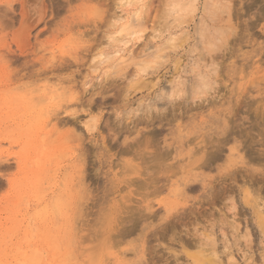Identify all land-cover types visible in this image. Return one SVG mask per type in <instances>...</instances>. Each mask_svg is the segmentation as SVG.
<instances>
[{"label": "rangeland", "instance_id": "374dc122", "mask_svg": "<svg viewBox=\"0 0 264 264\" xmlns=\"http://www.w3.org/2000/svg\"><path fill=\"white\" fill-rule=\"evenodd\" d=\"M125 1L0 0V264H264V0Z\"/></svg>", "mask_w": 264, "mask_h": 264}, {"label": "bare ground", "instance_id": "6f19581e", "mask_svg": "<svg viewBox=\"0 0 264 264\" xmlns=\"http://www.w3.org/2000/svg\"><path fill=\"white\" fill-rule=\"evenodd\" d=\"M137 1V3H141V2H143V0H126L125 1V3H123L124 5H132V4H134L133 2H136ZM173 1V0H172ZM176 1H178V0H175V2ZM182 2V1H181ZM186 2V1H185ZM184 2V3H185ZM205 2V1H204ZM223 2H226V0H223ZM190 3V2H189ZM193 3H194V1H193ZM228 3V2H227ZM181 4V3H180ZM183 4V3H182ZM229 4H230V2H229ZM170 5V4H169ZM186 5H187V3H186ZM191 5H193V4H191ZM144 6V5H143ZM147 6V5H146ZM203 6V5H202ZM232 6V5H231ZM175 7V6H174ZM177 7H179V8H177ZM182 7H185V6H183L182 5ZM189 7H190V4H189ZM192 7H195V6H192ZM192 7H190V8H192ZM168 8V7H167ZM166 8V9H167ZM172 8V7H171ZM180 8H181V6H176L175 7V9L174 10H176V12L174 11V10H171V11H174L175 13H177V11H178V14L179 13H183V11H185L186 12V10H185V8H187V7H185L184 8V10L181 8V10H183L182 12L180 11ZM231 8V7H230ZM230 8L228 7V6H226L225 4H223L222 3V0H207V2H206V4H205V10H203L204 9V7H202V10L204 11V12H206V15H205V17H203L202 19H201V21H200V24H201V27L202 28H204L203 30L205 31V32H207L206 34H207V37H208V41L206 40L205 42L206 43H204V40H202V41H200V42H203V44H206L207 45V47H210L211 49L212 48H215L216 46H219L220 47V43H225L226 44V42H227V37L230 35L229 34V32H230V30L232 31V27H231V25H230V23L232 22L231 20H232V18H231V15H230ZM145 9V8H144ZM148 9V8H147ZM170 9V8H169ZM168 9V10H169ZM193 9V8H192ZM188 11V10H187ZM194 11V10H193ZM193 11H191V12H193ZM196 11V10H195ZM199 11V10H198ZM227 16H226V15ZM122 20V19H121ZM199 20V19H198ZM198 22V21H197ZM199 25V24H198ZM197 25V26H198ZM200 26V25H199ZM198 26V27H199ZM177 28H178V26H176ZM198 27H196L195 26V29L196 28H198ZM181 28V27H180ZM169 29H171V28H169ZM168 29V30H169ZM174 29V28H173ZM200 29V28H199ZM199 29H197L198 31H200ZM172 30V29H171ZM176 30V29H175ZM177 30H179V28L177 29ZM179 31H181V30H179ZM170 32V31H169ZM196 32V31H195ZM202 32V31H201ZM201 32H200V36H201ZM165 33V32H164ZM178 33V32H177ZM197 33V32H196ZM204 33V32H203ZM180 34V33H179ZM198 35H199V33H198ZM155 36V35H154ZM177 36L178 35H172L171 36V38L169 39V40H171V42H173V41H175L176 40V38H177ZM206 36V35H205ZM204 36V37H205ZM161 37V36H160ZM163 37V36H162ZM168 37V36H167ZM117 39V41H115V42H117L118 43V45H116L115 47H116V50L114 51V54H112V55H118V54H120L121 52H122V48L123 47H120V45L119 44H121V45H126V43H122V42H125V39L124 38H121V39H119L118 40V38H116ZM157 39H159V37L157 38ZM205 39V38H204ZM171 42L170 43H168V42H166L165 41V43L166 44H171ZM177 42V40L175 41V43ZM129 43V42H128ZM202 44V43H201ZM202 44V45H203ZM129 45V44H128ZM171 46H173V44L171 45ZM206 47V48H207ZM163 48V47H162ZM175 48H176V45H175ZM200 49V48H199ZM204 49V48H203ZM211 49H209L210 51H211ZM164 50V49H163ZM162 50V51H163ZM201 50V49H200ZM157 51H159V50H157ZM156 51V52H157ZM188 51V50H187ZM193 51V50H192ZM161 52V51H160ZM159 52V53H160ZM195 52V51H194ZM176 54V53H175ZM190 54H192V53H190ZM194 54V53H193ZM197 54V53H196ZM206 54H208V53H206ZM112 55H110V56H112ZM197 55H200V56H198V57H201V58H203L204 59V57H206L205 55H204V57H203V55L202 54H197ZM213 55V54H212ZM109 56V57H110ZM208 56V55H207ZM108 57V56H107ZM158 57H160V56H158ZM162 57V56H161ZM189 57V56H188ZM196 57V56H195ZM215 57V56H214ZM154 58V57H153ZM157 58V57H156ZM210 58V57H209ZM162 59V58H161ZM165 59V58H164ZM190 59H191V57H190ZM197 59V58H196ZM207 59V61H208V57L207 58H205V60ZM108 60V59H107ZM157 60H159V58L157 59ZM179 61H180V58L178 59ZM193 59H191L190 61H192ZM202 60V59H201ZM188 61V60H187ZM199 61V60H198ZM212 61V60H211ZM144 62H146V61H144ZM181 62V61H180ZM193 62H194V60H193ZM192 62V63H193ZM191 63V62H190ZM196 63V62H195ZM208 63H210L211 64V62L209 61ZM159 64V63H158ZM178 64V63H177ZM183 64V63H182ZM194 64V63H193ZM213 64V63H212ZM200 65V64H199ZM199 65H197L196 67L197 68H199ZM214 65V64H213ZM151 66V65H150ZM185 66V65H184ZM215 66V65H214ZM181 67V66H180ZM195 67V66H194ZM203 67H205L204 65H203ZM202 67V68H203ZM175 68H177V67H175ZM179 68V67H178ZM208 68H210V67H208ZM213 68H215V67H213ZM156 69V68H155ZM187 69H188V67H187ZM179 70V69H178ZM186 70V69H185ZM196 70V69H195ZM195 70L193 71V72H195ZM177 71V70H176ZM189 71V70H188ZM187 71V72H188ZM211 71V70H210ZM209 71V72H210ZM213 71V70H212ZM215 72H216V69L214 70ZM187 72H186V74H187ZM192 73V72H191ZM211 73H213V72H211ZM217 73V72H216ZM196 76H198V80H194V79H192V81L191 80H186L185 82H183V80H179L178 81V85L176 86V88H174V87H171L172 89H171V93H169L168 92V94H167V96L169 97V98H172L173 97V95L175 94V93H178V95L180 96V94L182 93V94H186L185 96H188V95H191V97L193 96H196L197 94H199V95H201V93L203 94V93H205L207 90H212L213 89V84L214 83H216V82H213V80L211 79V77L209 76V73H207V72H203V71H201L200 69H199V71L197 70V72H196ZM184 78V77H183ZM214 78V77H213ZM185 79H186V77H185ZM188 79V78H187ZM170 83H171V81H170ZM175 83H176V81H175ZM168 87V86H167ZM169 88V87H168ZM167 89V88H166ZM165 89V90H166ZM164 90V89H163ZM168 91H169V89H168ZM207 93V92H206ZM159 94V93H158ZM165 94V95H166ZM160 95V94H159ZM161 96H163V94H161ZM159 97V98H162V97ZM165 97V96H164ZM175 97H176V95H175ZM156 98V97H155ZM158 98V99H159ZM186 98H189V97H186ZM192 99V98H191ZM188 100V99H187ZM172 101V100H171ZM153 102V101H152ZM174 102V101H173ZM160 104L159 105H161V102H159ZM156 104H158V103H156ZM162 104H163V102H162ZM169 105V104H168ZM170 105H172L171 104V102H170ZM170 105H169V107H170ZM151 106L153 107V104H151ZM166 106V103L162 106L163 107V109L165 110V107ZM147 107H150V106H147ZM152 107H151V109H152ZM155 107H156V105H155ZM159 107V106H158ZM158 107H156V109L158 108ZM161 107V106H160ZM158 108L157 109V111H159V109H161V108ZM154 108V107H153ZM150 109V108H149ZM148 109V110H149ZM163 109H161L162 111H163ZM160 110V111H161ZM138 111V110H137ZM159 111V112H160ZM169 113V112H168ZM167 113V114H168ZM161 115V114H160ZM169 115V114H168ZM175 117V116H174ZM129 163V162H128ZM131 164V163H130ZM129 166V165H128ZM132 170V169H131ZM133 171V170H132ZM64 189V188H63ZM61 196V195H60ZM46 206V205H45ZM60 209V208H59ZM69 209V208H68ZM106 210V209H105ZM58 211H60V210H58ZM69 211V210H68ZM66 212V211H65ZM104 212V211H103ZM262 211H260V213H261ZM262 214V213H261ZM97 225V224H96ZM57 226V225H56ZM96 227V226H95ZM235 228H236V226H235ZM238 229V228H237ZM66 239V238H65ZM209 240V239H208ZM62 241H63V239H62ZM211 242V241H210ZM211 244V243H210ZM59 245H61V244H59ZM84 250V249H83ZM35 254V253H34ZM37 254V253H36ZM55 254V253H54ZM92 254V253H91ZM211 254H213V253H211ZM71 254H69L68 256H70ZM80 256H81V254H79ZM215 255V254H214ZM236 255V254H235ZM73 256V255H72ZM230 257H231V259L230 260H233L235 263H237L236 262V260L234 259V257H233V255L231 254V255H229ZM35 257V256H34ZM33 257V258H34ZM66 257V256H65ZM71 257V256H70ZM230 257H228V258H230ZM28 258V257H27ZM73 258H74V256H73ZM66 259V258H65ZM71 259H72V257H71ZM30 260L31 259H29V262H30ZM219 261H223V259H218ZM238 260V259H237ZM37 261H39L38 259H34V260H31V262H30V264H39V263H37ZM67 261V260H66ZM72 261V260H71ZM216 261V260H215ZM221 261V262H222ZM232 261V262H233ZM249 261V260H248ZM28 262V263H29ZM86 262V261H85ZM225 262V261H224ZM70 262H65V264H69ZM73 263H74V261H73ZM219 263V262H218ZM223 263V262H222ZM19 264H23V263H21V262H19ZM24 264H27V261H24ZM48 264H50V263H48ZM63 264V263H62ZM72 264V263H71ZM75 264H77L76 262H75ZM216 264V263H215ZM220 264V263H219Z\"/></svg>", "mask_w": 264, "mask_h": 264}]
</instances>
